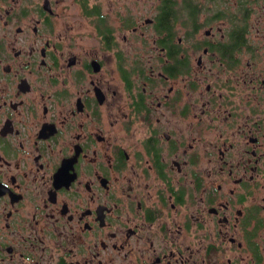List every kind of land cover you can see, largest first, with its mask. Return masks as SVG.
I'll use <instances>...</instances> for the list:
<instances>
[{"label":"flooded vegetation","instance_id":"1","mask_svg":"<svg viewBox=\"0 0 264 264\" xmlns=\"http://www.w3.org/2000/svg\"><path fill=\"white\" fill-rule=\"evenodd\" d=\"M0 264H264V0H0Z\"/></svg>","mask_w":264,"mask_h":264}]
</instances>
